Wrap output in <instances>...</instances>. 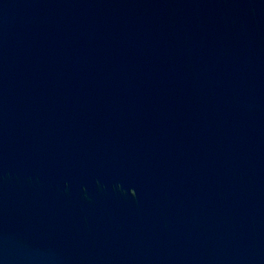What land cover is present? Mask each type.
<instances>
[{
	"label": "water",
	"instance_id": "1",
	"mask_svg": "<svg viewBox=\"0 0 264 264\" xmlns=\"http://www.w3.org/2000/svg\"><path fill=\"white\" fill-rule=\"evenodd\" d=\"M0 264H264V0H0Z\"/></svg>",
	"mask_w": 264,
	"mask_h": 264
}]
</instances>
